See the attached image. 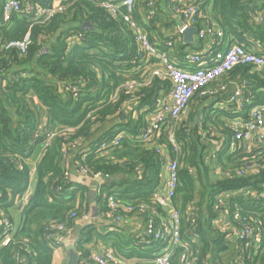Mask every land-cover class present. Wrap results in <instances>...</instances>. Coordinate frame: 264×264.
Instances as JSON below:
<instances>
[{"label":"trees","instance_id":"16d2710c","mask_svg":"<svg viewBox=\"0 0 264 264\" xmlns=\"http://www.w3.org/2000/svg\"><path fill=\"white\" fill-rule=\"evenodd\" d=\"M6 1L0 0L1 21ZM18 1L24 13L11 15L10 28L0 27V205L13 226L12 237L0 247V264H53L55 248L60 246L57 238L88 211L87 189L69 178L71 164L87 171L91 179L101 174L104 192L131 206L133 213L146 207V223L153 220L159 226L150 212H164L156 201L162 189L164 157L159 150L163 149L170 159L177 155L179 159L172 206L181 215L184 243L169 264H181L184 253L195 264H236L237 259L243 264H264V139L253 147L234 141L233 128L222 120L225 116L210 111L211 117L204 112L198 123L190 114L175 125L178 154L169 141L170 120L153 139L140 140L149 124L145 115L155 110L171 83L155 78L143 86V73L155 59L145 62L146 51L140 49L124 18L130 16L155 49L168 54L182 43L180 36L168 34L171 21L163 16L162 0H135L131 12L123 0ZM106 3L116 6L115 15ZM57 5L62 11L37 17L41 9L54 10ZM199 11L230 38L229 47L264 49V0H203ZM86 22L92 30L82 31ZM201 22L196 18L194 26L200 29ZM27 36L23 50L8 47ZM225 75L243 80L245 99L251 103L244 104L240 116L249 120L252 108L264 106V70L241 65ZM134 83L141 85L113 99L121 86ZM212 84L207 90H212ZM200 92L195 97L201 98ZM40 107L49 118L44 130H40ZM208 129L222 134L214 138L221 142L214 158V145L204 135ZM79 145L86 146L71 158ZM38 146L44 148L36 164L34 190L27 203H15L27 194L31 178L27 161ZM17 205H21V221L15 229L11 209ZM106 207L103 211L108 213ZM72 213L76 220L69 218ZM245 230L250 236L242 239ZM81 232L73 247L81 254L80 264H94L87 246L95 239L108 245L113 237L109 246L117 254L152 264L162 249L152 237L144 246L132 241L125 250L116 235L97 234L92 226Z\"/></svg>","mask_w":264,"mask_h":264},{"label":"built area","instance_id":"2783aa9c","mask_svg":"<svg viewBox=\"0 0 264 264\" xmlns=\"http://www.w3.org/2000/svg\"><path fill=\"white\" fill-rule=\"evenodd\" d=\"M187 1L189 2L183 11L184 24L178 31L180 37L186 29L196 28L194 26L196 23V18L205 20L204 24H206L208 21H211L202 13V11H199V7L203 0ZM134 2L135 0H123V5L127 7L129 12H131ZM104 6L114 15L117 13V8L114 6V4L106 3ZM149 6L153 7L154 3H149ZM56 7L57 8L54 10L41 9L37 17L39 18L46 15L51 16L56 11H62L60 6ZM23 11V7L18 0H7L2 7L4 16L3 25H7L9 23L11 15L14 13H24ZM148 16L152 17L153 12H149ZM124 19L133 28L135 32V41L139 45L140 49L146 51L145 62L149 63L152 58L155 59V63L152 65L153 69L151 72V78H156L162 81L168 80L171 83V103H162L160 106L155 108L156 114L154 121L150 126L143 130L140 140L143 142L150 141L154 138L156 132L164 125V122L166 120H170L171 125L169 130L171 134L169 136V141L172 144L173 151L176 154H178V146L174 138L175 125L184 116L190 101L193 99L196 93L201 91L200 95L202 97H215L221 92L225 91V86H219L212 90H207V87L237 66L248 65L258 70L264 69V51L262 53H258L252 50H247L238 45H233L224 51L217 49V46H215L209 47L204 54L188 53L184 57V62L187 64V67H181L176 61L171 59L169 54L157 51V49H155V47L150 43L147 35L142 31V29H140V27H138L136 24L132 23L130 16L127 15V17ZM213 33H215L213 30V25L211 24L210 26L209 23L206 25V27L204 25V27L201 29L197 28V35L200 38L213 35ZM27 43L28 36L23 42L10 43L8 47H18L23 50ZM257 48L262 49L260 46H257ZM138 86H140V84L137 83L121 86L113 99L117 98L121 92H125L127 94ZM241 97L242 91L237 90L231 100L232 102L238 103L240 102ZM250 103V99H245L244 104ZM233 130L235 132L234 141L244 144L246 141L251 140L255 134L258 135L259 139L262 141L264 139V106H256L252 108L250 119L237 121L234 124ZM53 136L54 135H51L50 139ZM123 136L124 134H121L118 139L113 142V144ZM48 143L45 144L44 147H46ZM102 148H107V145H103ZM159 151L164 157L163 171L165 175V181L162 189L165 196H157L156 201L159 205L167 207L172 204V199L174 198L177 189L179 180V159L177 155L175 159L166 160L165 158H167V156L165 151ZM81 173L86 176L90 175L85 170L81 171ZM94 179L100 180L104 178L101 176V174H97L94 175ZM29 195L30 194L27 193L22 200L16 199L15 203H19L18 201L27 203L29 201ZM106 197L107 209L109 210V212L106 213V216L111 218L116 217V219L119 221L122 216L118 214L119 212H124L126 214H131L134 212V209L131 206L123 205L116 199L114 195H108ZM262 198H264V194L262 195ZM219 204H223L222 200H219ZM146 212L147 209L144 206H141L138 210V213L140 214H144ZM115 214H117V216ZM85 216L86 215H84L82 218ZM69 218L76 220V213L70 214ZM58 230H64L63 226H58ZM145 230L146 234L149 237H152L153 241L159 242L162 245V249L155 259L154 264H169V261L174 255L176 249L184 246L181 236V215L176 209H173L172 213L169 215V218L161 222L159 226H157L153 220H150L146 224ZM12 233L13 226H11L9 217L5 211L2 210V206L0 205V247L8 243L12 237ZM242 235V239L244 236L249 238V230H245ZM112 260L113 256L111 253L104 255L93 254L91 256V261L94 264H109V262ZM194 261L195 259H191L189 256H187V253H184L181 258V264H195ZM236 264H243V262L237 259Z\"/></svg>","mask_w":264,"mask_h":264},{"label":"crops","instance_id":"0c3cea01","mask_svg":"<svg viewBox=\"0 0 264 264\" xmlns=\"http://www.w3.org/2000/svg\"><path fill=\"white\" fill-rule=\"evenodd\" d=\"M162 13L163 16L166 18V20L171 21L170 30L168 32L169 35H175L179 37L178 31L184 24V15L183 11L188 4L189 1L187 0H162ZM58 6V5H57ZM167 14V17H166ZM3 20V19H2ZM201 26L200 29L206 27V25L209 23L213 25V30L215 33L213 35H208L204 38H200L197 34L194 38V42L192 44H186L183 37H179L181 41V45H176V48L169 50V56L171 59L176 61L179 66L181 67H187V64L182 59L183 54L188 53H200L204 54L205 51L209 47H215L219 50H226L230 46V38L225 35V33L222 31L219 26L214 21H208L206 24L205 20L201 19ZM256 20L258 21L259 18L257 17ZM211 22V23H210ZM12 24L8 23L7 25H3V21L0 20V27H7L10 28ZM197 29V28H196ZM217 44V45H216ZM181 47V49H180ZM252 51L262 53L264 49L260 48H252ZM152 66L147 68V71L143 73V86H148L152 80L151 78V72H152ZM264 70V69H263ZM243 80L241 78H231L227 75L221 77L219 80H217L214 84H212L211 89H215L219 86H225L226 90L221 92L215 97H206L207 99L202 100V97H195L194 100H192L188 106L187 111L185 112L184 116L189 117L190 114L194 115L195 123L199 122L200 116L206 112L210 114L211 112L216 113L217 111L225 117L222 118L224 124L227 127H234V124L237 121L243 120L242 116L240 114H244V101H245V87L243 84ZM141 85V84H140ZM139 87V86H138ZM237 90L242 91V97L240 99V102H232V98ZM170 91L168 94H165L164 97L160 100L158 106H160L162 103H171L170 98ZM35 106H39V102L33 98ZM202 100V101H200ZM243 104V105H242ZM156 106V108L158 107ZM129 107H127L128 110ZM210 109V110H209ZM41 114H40V130H44L48 124V116L46 114V110L42 107H40ZM156 110V109H155ZM155 110L150 114L145 115V121L147 122L148 126L151 125V123L154 121L155 118ZM235 114L237 118L230 119V115ZM251 115V112L249 113ZM213 115V114H212ZM227 115V116H226ZM183 116V117H184ZM182 117V119H183ZM181 119V120H182ZM204 135L207 136L210 139V142L213 143L212 152H211V158L215 157V152L218 151V148L220 146L219 140H214V138H218L222 136L221 133H218L215 129H208V131L204 132ZM261 140L259 139L258 135H254L251 140H248L244 143L246 147H253L257 145L256 143H259ZM86 146V145H85ZM84 145H79L77 148H75V151L72 152L71 158L76 155V153L83 149L85 147ZM165 151V154L167 158L166 160H169V156L167 154V151ZM43 154V148L41 146L36 147L32 155L27 161V164L30 169V185L27 190L28 194H32L34 187L36 185V164L40 160ZM209 163L211 162L208 161ZM164 163V162H163ZM219 174V172H217ZM161 177H162V188L165 181V175L163 171V164H162V170H161ZM69 178L72 182L78 183L80 185H83L87 189V196L89 200L88 205V211L85 213L84 218L77 219L75 222V227L68 229L66 233L62 236L57 238L58 247L55 248L54 256H53V264H67L68 261V250L74 249L73 247L76 245L77 241L81 238V231L88 227L92 226L97 234L104 235V236H111L116 235L118 236L119 241L121 242L122 246H124L125 250H128L130 248V244H132V241H135V245H145L144 243H149L150 237L146 234V218L144 217V214H140L138 212L126 214L124 212H119L118 214L122 215L121 219L118 221L115 218H111L106 216V213L103 211V207L106 203V196L108 194L102 190V186L105 184L104 179H91L89 176L83 175L79 168L75 166V164H71L70 166V173ZM95 193V198L91 200V194ZM158 196L164 197V191L163 189L160 190V193ZM19 204H21L20 201H18ZM164 212H158L157 210L151 209L152 212L150 214H153L155 219L157 220L158 224L160 225L161 222L167 220L169 218V215L172 213L173 209H175L172 204L164 207L159 205ZM20 208L21 205H17L14 208L11 209L13 218H14V227L15 229L19 226L21 221V215H20ZM107 208V207H106ZM124 213V214H122ZM165 213V214H164ZM117 216V214H115ZM84 216V215H83ZM82 216V217H83ZM226 222H228L229 217L228 215H224L223 217ZM112 239L111 243L113 242V237H110ZM148 241V242H147ZM153 241V240H152ZM257 241V240H256ZM111 243H107L104 240L95 239L90 244H88L87 248L91 249L92 254H99L104 255L107 253H111L113 256V260L111 261V264H152L150 261H144V259L140 258H131L126 259L122 256L117 254L111 246H109ZM76 247V246H75ZM75 250V249H74ZM80 254V253H79ZM81 255V254H80ZM82 264H84L82 262Z\"/></svg>","mask_w":264,"mask_h":264},{"label":"water","instance_id":"95a60500","mask_svg":"<svg viewBox=\"0 0 264 264\" xmlns=\"http://www.w3.org/2000/svg\"><path fill=\"white\" fill-rule=\"evenodd\" d=\"M82 31H88V30H92V26L90 23H84L82 25ZM197 34V29L196 28H188L186 29L183 33H182V37L184 39V41L186 42V44H192L194 42V38L196 37ZM126 117V114H123L121 116V120H124ZM95 198V193L91 194V200H93ZM80 254L74 250V249H70L68 250V261L67 264H80Z\"/></svg>","mask_w":264,"mask_h":264}]
</instances>
